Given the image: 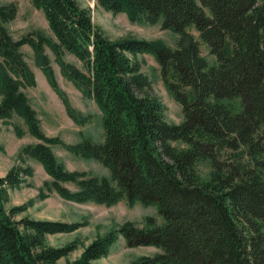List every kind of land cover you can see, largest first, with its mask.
Masks as SVG:
<instances>
[{"label":"trees","instance_id":"1","mask_svg":"<svg viewBox=\"0 0 264 264\" xmlns=\"http://www.w3.org/2000/svg\"><path fill=\"white\" fill-rule=\"evenodd\" d=\"M32 3L43 10L53 37L36 31L15 39L5 23L16 18L18 5L0 4V122L17 114L38 140L24 146L19 163L0 176V264H58L76 250L77 241L53 246L48 235L88 224L19 217L27 205L7 206L9 188L30 185L35 169L29 158L51 177L45 182L48 190L65 199L109 206L122 199L131 206L156 204L164 218L160 223L147 216L144 226L127 221L65 264H96L120 237L128 247L161 249L129 264H264V0H98L132 21H161L179 35L175 46L160 39H113L78 0ZM25 44L58 92L46 45L64 74L94 99L103 114L102 142L85 138L66 145L46 134L24 91L36 83L21 51ZM204 44L214 62L203 54ZM66 52L84 70L66 62ZM142 53L155 56L164 84L182 105L183 122L166 119L165 105L150 91L151 81L137 58ZM237 97L241 110L227 103ZM14 130L18 137L26 133L19 124ZM60 144L100 161L110 175L69 170L53 150ZM224 149L232 150L233 158L223 159ZM207 159L212 172L204 180L197 164ZM47 196L42 189L41 197Z\"/></svg>","mask_w":264,"mask_h":264},{"label":"rangeland","instance_id":"2","mask_svg":"<svg viewBox=\"0 0 264 264\" xmlns=\"http://www.w3.org/2000/svg\"><path fill=\"white\" fill-rule=\"evenodd\" d=\"M80 4L91 10L95 25L100 27L107 36L116 38L136 37L142 39H160L170 46H175L179 35L170 29H165L161 21L150 23L146 20L132 21L126 13H113L102 7L98 0H78ZM15 2L18 5V13L15 19L5 23L8 31L15 39L33 34L36 31L43 32L53 37L48 21L43 10L37 8L32 0H0V4ZM195 32L194 28L191 29ZM21 51L24 59L35 73V85L24 88L33 108L40 118L43 130L49 136H58L66 145H76L85 138L95 142L104 140L103 114L97 103L91 97L86 96L64 74L56 54L49 45L45 46V54L49 57L54 70L58 92L48 81L42 67L37 62V55L33 48L25 44ZM203 54L210 62L215 57L210 54L208 46L202 45ZM68 63L74 64L84 70L83 63L73 54L66 52L63 56ZM137 58L142 62V71L151 81L150 91L157 95L165 105V117L171 123L179 124L184 120L182 105L175 99L171 91L163 82L160 65L154 55L150 53L138 54ZM1 60V56H0ZM64 98L73 108L76 117L68 112ZM1 100V96H0ZM235 110H241V98L227 100ZM14 124H19L26 131L23 137H18L14 130ZM38 140L28 132L23 118L15 114L11 119L0 122V176H5L15 164L19 163L18 153L28 144L37 143ZM58 159L71 171H88L101 176H109L110 170L100 161L83 157L70 151L64 145L53 146ZM234 152L224 149L221 152L223 159L233 158ZM28 162L34 167V176L29 178L30 185L19 188H9V201L7 206L27 205V210L19 215H30L38 219L60 221H83L88 224L76 231L69 233H57L48 235V243L53 246H63L77 241V248L67 257L58 261L65 264L78 258L85 247L96 238L104 236L110 230L119 225L132 221L140 226L145 225L147 216H155L158 222H163L156 204L145 205L137 202L131 206L127 199H122L116 204L106 205L93 201L79 203L61 197L56 191H49L45 182L51 181V177L45 171L43 165L29 158ZM200 176L207 180L211 177L212 165L209 159L197 164ZM264 175V170H263ZM71 189H75L72 183H65ZM42 189L48 193L46 198L41 197ZM161 249L155 246L128 247L123 237L114 243L107 256L95 260L96 264H129L143 255H155Z\"/></svg>","mask_w":264,"mask_h":264}]
</instances>
